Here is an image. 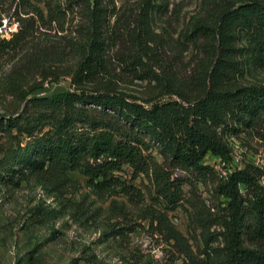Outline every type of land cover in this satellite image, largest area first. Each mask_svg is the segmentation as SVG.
I'll return each instance as SVG.
<instances>
[{
    "label": "rangeland",
    "instance_id": "1",
    "mask_svg": "<svg viewBox=\"0 0 264 264\" xmlns=\"http://www.w3.org/2000/svg\"><path fill=\"white\" fill-rule=\"evenodd\" d=\"M101 1L115 87L150 107L165 101L189 106L217 85L218 42L211 31V36H199L194 29L199 24L214 26L225 4L249 0ZM95 5L96 0H0V22L11 34L7 38L21 26L32 33L24 50L0 56V119L5 125V130L0 127V158L18 142L29 140L26 133L7 126L8 119L25 108V97L44 98L76 89L78 45L92 33ZM144 28L151 35L145 50L139 44ZM39 46L55 54L34 63L28 54ZM238 47L250 50L238 55L235 82L264 85V68L254 64L251 46L243 39ZM132 56L144 58L150 78L140 79L127 68L125 62ZM56 129L54 121L45 120L35 135ZM218 132L231 152L227 158L212 153L205 157L203 163L214 170L215 178L171 166L153 144L149 153L165 177L184 182L179 204L161 196L152 178L134 177L128 166L115 174L144 194L141 203L131 202L120 189L99 196L79 170L0 177V264H192L169 239L171 231L185 237L193 257H201L206 249L203 227L217 234L227 215V200L217 192L218 180L248 164L264 171V114ZM242 193L248 197L244 187ZM247 223L254 225L252 218Z\"/></svg>",
    "mask_w": 264,
    "mask_h": 264
},
{
    "label": "trees",
    "instance_id": "2",
    "mask_svg": "<svg viewBox=\"0 0 264 264\" xmlns=\"http://www.w3.org/2000/svg\"><path fill=\"white\" fill-rule=\"evenodd\" d=\"M102 4L96 0L91 11L92 33L78 45L81 61L73 73L76 89L44 98L25 97L23 111L8 119V130L17 128L29 140L4 152L0 177L79 170L99 196L120 189L131 202L141 203L144 194L115 174L128 166L134 177L147 175L155 181L161 196L179 204L184 182L165 177L149 152L156 144L171 166L215 178L214 170L203 163L205 157L212 153L227 158L231 152L218 130H228L234 122L241 124L264 114V85H241L234 80L240 65L238 55L250 50L238 47L243 39L251 46L254 64L264 68V0L225 4L214 26L196 25L194 33L210 35L211 31L221 51L215 87L189 106L165 101L150 107L131 100L115 87L118 82L108 58ZM143 30L139 44L146 49L151 35L147 28ZM31 36V31L22 26L11 39L0 36V56L24 50ZM53 54L39 46L28 55L34 63H40ZM125 63L138 78H150L143 57L132 56ZM36 106L44 110L32 112ZM45 120L54 121L57 129L35 135ZM0 127L5 130L2 119ZM263 177L264 171L248 164L218 180L217 192L227 200V215L221 223L223 231L213 234L203 227L206 249L201 257H193L187 240L177 231L172 230L169 239L181 247L192 264H264ZM242 187L248 197L243 195ZM248 218L254 225H248ZM215 242L218 246L213 245Z\"/></svg>",
    "mask_w": 264,
    "mask_h": 264
},
{
    "label": "built area",
    "instance_id": "3",
    "mask_svg": "<svg viewBox=\"0 0 264 264\" xmlns=\"http://www.w3.org/2000/svg\"><path fill=\"white\" fill-rule=\"evenodd\" d=\"M10 32L8 31V25H1L0 26V36L1 37H5L7 38L8 36H10Z\"/></svg>",
    "mask_w": 264,
    "mask_h": 264
}]
</instances>
